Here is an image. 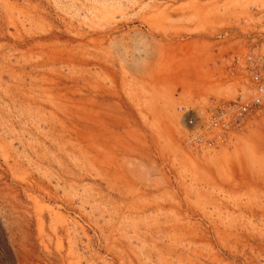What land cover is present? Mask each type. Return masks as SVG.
I'll return each instance as SVG.
<instances>
[{
    "label": "rangeland",
    "instance_id": "374dc122",
    "mask_svg": "<svg viewBox=\"0 0 264 264\" xmlns=\"http://www.w3.org/2000/svg\"><path fill=\"white\" fill-rule=\"evenodd\" d=\"M263 35L264 0H0V264H264V111L217 149L182 111Z\"/></svg>",
    "mask_w": 264,
    "mask_h": 264
},
{
    "label": "built area",
    "instance_id": "2783aa9c",
    "mask_svg": "<svg viewBox=\"0 0 264 264\" xmlns=\"http://www.w3.org/2000/svg\"><path fill=\"white\" fill-rule=\"evenodd\" d=\"M244 50L236 53L227 65L232 77L238 79L235 98L213 99L203 107L187 112L182 110L183 124L191 143L212 149L226 146L238 135L251 129L262 116L264 35L252 38Z\"/></svg>",
    "mask_w": 264,
    "mask_h": 264
},
{
    "label": "bare ground",
    "instance_id": "6f19581e",
    "mask_svg": "<svg viewBox=\"0 0 264 264\" xmlns=\"http://www.w3.org/2000/svg\"><path fill=\"white\" fill-rule=\"evenodd\" d=\"M227 63L229 64V62H227ZM228 64H227V65H228ZM261 117H262V116H261ZM261 117H260V118H261ZM259 120H260V119H259Z\"/></svg>",
    "mask_w": 264,
    "mask_h": 264
}]
</instances>
